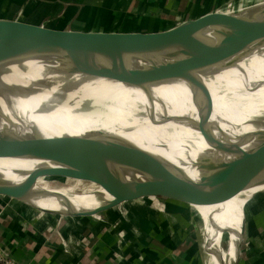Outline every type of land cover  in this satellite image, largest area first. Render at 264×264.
Segmentation results:
<instances>
[{
	"label": "bare ground",
	"instance_id": "bare-ground-1",
	"mask_svg": "<svg viewBox=\"0 0 264 264\" xmlns=\"http://www.w3.org/2000/svg\"><path fill=\"white\" fill-rule=\"evenodd\" d=\"M240 5L238 11L250 17L264 10V0ZM212 31H201L198 37L214 46L217 39ZM61 58L59 54H31L0 63V132L10 131L27 139L109 140L150 154L171 172L195 184L200 183L203 161L225 164L239 157L237 153L220 150L221 147L241 146L243 151L250 152L262 143L264 41L254 42L236 56L213 64L192 65L190 69L189 62L197 57L181 54L177 49H131L123 56L125 77H117L119 59L113 61L100 55L93 59L97 65L89 69L117 70L114 76H104L63 65ZM174 64L186 70L170 68L171 73L149 80L155 69ZM202 69L207 75L199 72ZM132 73L140 76L130 80ZM201 124H205L210 140L201 133ZM6 159H0V185L19 186L23 182L11 174L13 167ZM115 170L127 184L149 179L148 175L124 166H115ZM262 189L264 185L250 184L229 201L203 206L208 215L205 219L199 215L202 227L198 233L207 264L213 263L201 242L219 254L222 264H236V250L243 237L241 208L249 196ZM86 191L54 193L59 195L54 197L50 193L40 195V191L33 189L26 203L44 211L81 212L111 200L104 190ZM228 206H235L230 228L233 248L224 255L212 230L221 208ZM113 231L121 249L122 230ZM63 244L65 248L69 246L68 241ZM142 259L144 264H152Z\"/></svg>",
	"mask_w": 264,
	"mask_h": 264
},
{
	"label": "water",
	"instance_id": "water-1",
	"mask_svg": "<svg viewBox=\"0 0 264 264\" xmlns=\"http://www.w3.org/2000/svg\"><path fill=\"white\" fill-rule=\"evenodd\" d=\"M245 1H230L199 17L180 19L163 27V30L153 32H102L95 28L91 31L59 30L19 20L0 19V63L31 54H59L63 65H73L75 69L87 73L114 76L116 69H89L92 65L96 67L93 58L100 55L113 61L119 59L121 68L117 77H125L122 61L126 51L172 48L181 54L197 57L189 62L195 67L213 64L238 55L256 41H264V10L252 17L238 11L240 4L253 5L261 1ZM206 29H213L217 39L214 46L198 37ZM172 66L177 70L181 67L178 64ZM169 73L171 70L168 67L157 68L149 80ZM132 74L130 80L140 76V73ZM200 131L210 140L205 124L200 125ZM260 138L262 143L250 152L243 151L241 146L221 147L220 150L237 153L239 157L225 164L203 161L200 183L195 184L174 174L150 154L109 140L76 137L25 139L0 134V158L26 157L54 165L35 170L19 186L0 185V197L30 207L26 198L39 179H72L101 187L111 200L94 210L81 212L70 209L64 212L35 210L61 218H94L104 222L108 212H117L123 205L166 199L191 207L199 220L194 225L201 229L202 221L195 206L221 204L239 195L250 184L264 185V132H260ZM115 166L131 168L148 175L149 179L127 184ZM261 193L264 191L258 192L252 201ZM39 194L43 195L41 191ZM49 196L59 197L54 193ZM64 201L67 205L66 199ZM122 214L126 216L127 211ZM114 215L111 213V216ZM121 221L117 216L111 224L116 226ZM246 229L247 216L243 231Z\"/></svg>",
	"mask_w": 264,
	"mask_h": 264
},
{
	"label": "crops",
	"instance_id": "crops-1",
	"mask_svg": "<svg viewBox=\"0 0 264 264\" xmlns=\"http://www.w3.org/2000/svg\"><path fill=\"white\" fill-rule=\"evenodd\" d=\"M230 1L233 0H1L3 4H19L27 10L24 16L16 18L1 14L0 19L59 30L89 31L95 28L102 32H153L180 19L199 17ZM201 208L202 215L200 210L199 215L205 219L208 210ZM111 213L115 215L111 216ZM118 214V210L108 212L104 222L94 218H61L0 197V247L19 264H144L142 257L158 264L148 253L137 252L133 258L132 254H111L112 238L102 233L114 228L111 222ZM52 228L59 229L58 233ZM88 231L94 237L91 241L84 238ZM198 236L200 239L199 233ZM67 241L69 246L65 248L63 242ZM201 243L209 260L213 264H222L219 254L208 244ZM165 245L170 248L167 243ZM126 246L129 245L126 243ZM118 250L123 253L120 248ZM184 255L178 259L183 260Z\"/></svg>",
	"mask_w": 264,
	"mask_h": 264
},
{
	"label": "rangeland",
	"instance_id": "rangeland-1",
	"mask_svg": "<svg viewBox=\"0 0 264 264\" xmlns=\"http://www.w3.org/2000/svg\"><path fill=\"white\" fill-rule=\"evenodd\" d=\"M4 4H6V8L3 9L2 7ZM4 4L0 0V15L5 14L17 18L21 15L24 16L27 10L26 7H21L19 4ZM95 57L93 59H95ZM94 63L97 65L96 62L93 61V64ZM189 66L192 67V64ZM182 70L186 69L183 68ZM199 72L207 75L206 70L202 69ZM0 134L25 138L19 134H13L10 131H2ZM0 159L5 160V158ZM6 161L7 164L13 167L11 169V174L15 175L16 179H19L20 182H24L28 175L35 170L54 166L50 162L26 157H8ZM3 174L6 175L4 172ZM33 189L43 193H83L87 192L86 190H90L92 193L103 190L101 187L92 185L88 182L64 178H50L48 181H46V179H39ZM261 191H264V189L249 196L241 208L243 226H245L247 216V229L246 231H242V241L239 242V248L237 247L236 250V264H264V193L257 195L255 200L252 201L254 196ZM249 202L251 203L249 204ZM91 206L93 205L89 207L91 208ZM234 207L235 206H228L221 208L218 220H216V225L213 227V232L215 237L220 241V248L224 255L228 254L233 248L230 238V228L232 216L235 212ZM194 208L197 212L200 210L202 215L201 206H195ZM132 209H135V212H132L133 214L128 213L129 210ZM125 211H127V215L123 216L122 213ZM118 212V217L121 218L122 221L118 223L119 225L114 226V228L121 229L123 232V240L121 242V250L123 253L118 250L120 246L119 243L117 242L118 244H116L114 242L113 227L105 229L104 233H102L104 236H111L112 240H114H111V254H132L131 257L133 258V255L139 252L141 254L148 253L152 254L151 258L158 264H207L205 261L203 263V255L200 249L198 236L200 228H197L196 224L194 225V223H199V220L191 207L178 202L159 199L141 202L136 205H123ZM37 216H39V214H37ZM54 221H56V219ZM55 229L56 228H52L54 233H58L59 229L57 231ZM92 237V233L90 232L84 236L86 240L90 239V241ZM161 238H163L164 241ZM165 242L170 248L166 247ZM126 243L129 245L128 247ZM183 253L186 254L184 255V259H178ZM219 261L222 263V258L220 256ZM152 264L156 263L152 262Z\"/></svg>",
	"mask_w": 264,
	"mask_h": 264
},
{
	"label": "built area",
	"instance_id": "built-area-1",
	"mask_svg": "<svg viewBox=\"0 0 264 264\" xmlns=\"http://www.w3.org/2000/svg\"><path fill=\"white\" fill-rule=\"evenodd\" d=\"M0 264H19L0 247Z\"/></svg>",
	"mask_w": 264,
	"mask_h": 264
}]
</instances>
